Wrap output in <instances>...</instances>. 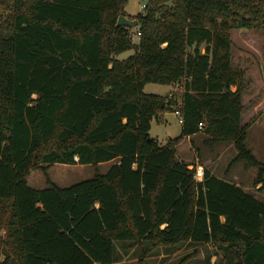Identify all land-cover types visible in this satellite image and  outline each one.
Wrapping results in <instances>:
<instances>
[{
  "label": "trees",
  "instance_id": "1",
  "mask_svg": "<svg viewBox=\"0 0 264 264\" xmlns=\"http://www.w3.org/2000/svg\"><path fill=\"white\" fill-rule=\"evenodd\" d=\"M129 1L0 0V264H119L136 250L148 264L187 243L212 244L219 264H264V201L208 169L196 180L177 154L198 133L233 143L228 169L243 162L264 190L231 34L264 31V0H149L136 17ZM148 84L180 85V101ZM176 106L182 134L163 145L152 122ZM110 162L69 187L47 173L44 189L28 182L55 164Z\"/></svg>",
  "mask_w": 264,
  "mask_h": 264
},
{
  "label": "rangeland",
  "instance_id": "2",
  "mask_svg": "<svg viewBox=\"0 0 264 264\" xmlns=\"http://www.w3.org/2000/svg\"><path fill=\"white\" fill-rule=\"evenodd\" d=\"M148 2L149 0H130L126 10L130 16L136 17L144 12V6ZM136 27L137 25L134 26ZM136 31L134 29V34L137 33ZM231 34L233 62L235 66L247 70L252 80L248 92L243 97V102L247 106L243 114V123L253 122L248 131L247 143L258 159L264 162V31L240 29L233 30ZM135 38L137 42V37ZM133 54L134 51L126 52L119 56V59H127ZM182 91L180 85L148 84L145 87V93L164 96L168 102L171 99L179 102ZM175 110L177 106L171 110L172 112L160 113L161 122L159 119L152 122L151 137L163 145L182 134V123L179 116L175 114ZM207 139L208 137L203 133L182 139L177 146L178 158L187 161L195 168H203L204 171L208 169L216 176L236 183L247 192L264 200V190L260 191V186L255 187L254 185L256 170L246 169L243 162L228 169L229 164L237 155L234 144L207 145L205 142ZM111 165L112 163H104L94 167L92 165L55 164L48 167L47 171L33 170L28 182L35 189H44L48 185V174L57 185L69 187L93 178L97 172L106 173ZM117 246L119 248L120 243ZM140 255L138 250L133 251L124 256L119 264H137ZM224 257L225 254L212 244L187 243L176 248H160L154 256L149 257L148 264H208V258L212 259V264H219Z\"/></svg>",
  "mask_w": 264,
  "mask_h": 264
},
{
  "label": "built area",
  "instance_id": "3",
  "mask_svg": "<svg viewBox=\"0 0 264 264\" xmlns=\"http://www.w3.org/2000/svg\"><path fill=\"white\" fill-rule=\"evenodd\" d=\"M144 7H145V6H144ZM135 37H137V36H134V39H136ZM175 114L179 116V120H180V122L182 123V122H183V117L181 116L180 111L177 110V111L175 112ZM195 178H196V180H198V181H202V180H203V178H204V169H203V168H196V175H195Z\"/></svg>",
  "mask_w": 264,
  "mask_h": 264
},
{
  "label": "water",
  "instance_id": "4",
  "mask_svg": "<svg viewBox=\"0 0 264 264\" xmlns=\"http://www.w3.org/2000/svg\"><path fill=\"white\" fill-rule=\"evenodd\" d=\"M119 25H128V26H130V27H132V26H135L136 25V23L135 22H128L124 17L123 18H121L120 19V22H119Z\"/></svg>",
  "mask_w": 264,
  "mask_h": 264
},
{
  "label": "crops",
  "instance_id": "5",
  "mask_svg": "<svg viewBox=\"0 0 264 264\" xmlns=\"http://www.w3.org/2000/svg\"><path fill=\"white\" fill-rule=\"evenodd\" d=\"M235 90V89H234ZM244 124V123H243ZM188 138V137H187ZM190 138V137H189ZM185 161V160H184ZM187 162V161H186ZM110 163H113V162H110ZM194 166H191V168H193ZM258 198V197H257ZM258 199H260V198H258ZM260 200H262V201H264L263 199H260Z\"/></svg>",
  "mask_w": 264,
  "mask_h": 264
}]
</instances>
